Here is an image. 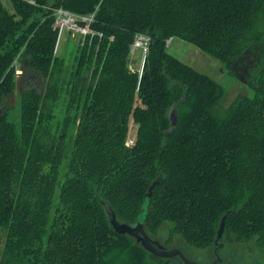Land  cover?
<instances>
[{"label": "trees", "instance_id": "16d2710c", "mask_svg": "<svg viewBox=\"0 0 264 264\" xmlns=\"http://www.w3.org/2000/svg\"><path fill=\"white\" fill-rule=\"evenodd\" d=\"M11 1L13 12L0 0V264H174L107 212L135 225L154 183L149 235L170 223V238L206 248L227 216L225 233L264 246V0ZM60 7L95 12L104 34L81 38L71 64L54 53ZM138 32L151 37L142 74ZM174 37L254 94L227 102L225 85L168 51Z\"/></svg>", "mask_w": 264, "mask_h": 264}, {"label": "rangeland", "instance_id": "374dc122", "mask_svg": "<svg viewBox=\"0 0 264 264\" xmlns=\"http://www.w3.org/2000/svg\"><path fill=\"white\" fill-rule=\"evenodd\" d=\"M5 6L9 11L13 12L14 7L11 0H3ZM81 37L73 35L68 30H65L60 42L59 53L62 57L71 64L74 61L76 51V43L78 44ZM83 40V39H82ZM168 51L182 60L183 62L192 65L199 71L208 74L216 81L221 82L228 88L227 102L233 100L235 96L240 93L254 94L252 87L243 83L237 77L229 73L224 63L217 57L207 54L195 44L188 42L182 38L174 37L168 42ZM135 59V67L139 70L143 53L140 48L136 49L131 55ZM19 63H17V67ZM140 71V70H139ZM10 104L14 105V109L9 113V119L13 121L18 127L21 123V109L19 100V91H17L10 100ZM133 125V122H132ZM135 129V125H134ZM132 130L133 134L135 130ZM59 191V190H58ZM171 224L166 223L160 229L157 238H160L165 244H179L187 255L195 258L201 264H212L215 258L213 254L214 244L206 248H201L189 244L180 234H173L170 238L169 230ZM5 240L4 231H0V258L1 250ZM223 247L220 250V255L224 259L225 264H264V246L258 245L255 241H239L235 235L223 233ZM174 264H179V260L172 258Z\"/></svg>", "mask_w": 264, "mask_h": 264}, {"label": "built area", "instance_id": "2783aa9c", "mask_svg": "<svg viewBox=\"0 0 264 264\" xmlns=\"http://www.w3.org/2000/svg\"><path fill=\"white\" fill-rule=\"evenodd\" d=\"M29 1L31 3H36L35 0H29ZM55 14H56V20L54 27L58 30L57 40L54 47L55 54L59 52L60 42L65 30H68L73 35L80 36L83 40L87 36L98 35L100 38H102L104 35L103 32L94 29L92 25V23L95 21V12L90 14H81L60 7L56 9ZM113 38L114 36L112 35L110 39ZM170 41L171 39L167 41V44ZM150 42H151V37L148 34L144 32H138L135 35L134 42L131 47V55H133L135 50L138 48L142 50L143 59L141 61V67L139 69L140 74H142L144 70L145 60L149 50ZM132 132L133 131L130 132L127 138L128 145H132L135 143V133L133 134Z\"/></svg>", "mask_w": 264, "mask_h": 264}, {"label": "water", "instance_id": "95a60500", "mask_svg": "<svg viewBox=\"0 0 264 264\" xmlns=\"http://www.w3.org/2000/svg\"><path fill=\"white\" fill-rule=\"evenodd\" d=\"M170 120L172 125H176L178 122V114L176 109H172L170 111ZM156 183H154L150 187V191L148 193V196L146 198V202L143 207V211L141 215L138 218V221L135 225H130L128 223L121 222L117 219L116 214L114 210L110 207V205L106 204L107 212L110 217V222L112 226L118 231L123 233H128L131 236H133L138 243H140L144 248L147 250L162 256V257H174L176 255H179V257L182 259L183 264H201L196 260H193L189 257H187L184 252L180 248H167L164 246L158 239L154 238L153 236L149 235L145 228V217L148 210V204H149V196L152 194V190L155 187ZM226 217L224 216L221 220L220 227L218 230V235L216 237L215 242L218 243L220 238L222 237L224 231H225V223H226Z\"/></svg>", "mask_w": 264, "mask_h": 264}, {"label": "flooded vegetation", "instance_id": "af4514ba", "mask_svg": "<svg viewBox=\"0 0 264 264\" xmlns=\"http://www.w3.org/2000/svg\"><path fill=\"white\" fill-rule=\"evenodd\" d=\"M154 238H156V239H158L164 246H166L167 248H174V247H176V248H180L183 252H184V254L187 256V257H189L188 255H187V253L184 251V249L179 245V244H175V245H173V244H165L164 242H162L161 240H160V238H157V237H154ZM223 239V235H222V237L220 238V240H219V242L218 243H216L215 242V244H214V249H213V254H214V256H215V258H214V260H213V263L212 264H225L224 263V259L221 257V255H220V250H221V248L223 247V242H221V240ZM175 257V259L177 258L178 260H179V264H183V261H182V259L179 257V255H176V256H174ZM174 257H169V258H174ZM189 258H191V257H189ZM191 259H193V260H196L195 258H191ZM197 261V260H196ZM199 262V261H198ZM200 263V262H199Z\"/></svg>", "mask_w": 264, "mask_h": 264}]
</instances>
